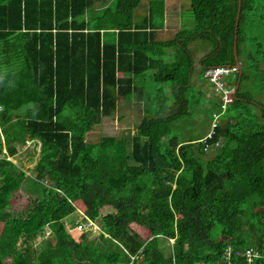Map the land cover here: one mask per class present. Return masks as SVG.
I'll return each instance as SVG.
<instances>
[{
    "label": "trees",
    "instance_id": "1",
    "mask_svg": "<svg viewBox=\"0 0 264 264\" xmlns=\"http://www.w3.org/2000/svg\"><path fill=\"white\" fill-rule=\"evenodd\" d=\"M97 1L0 0V264H225L226 246L234 264H264V0ZM182 3L192 25L165 37ZM217 66H236L219 77L225 103L208 91ZM128 96L134 129L88 141ZM191 103L210 129L180 140ZM28 140L33 174L11 158ZM19 189L30 204L11 215ZM108 201L106 244L87 228L76 240L65 219Z\"/></svg>",
    "mask_w": 264,
    "mask_h": 264
},
{
    "label": "rangeland",
    "instance_id": "2",
    "mask_svg": "<svg viewBox=\"0 0 264 264\" xmlns=\"http://www.w3.org/2000/svg\"><path fill=\"white\" fill-rule=\"evenodd\" d=\"M106 1H97L95 2V5H103L106 3ZM173 2L178 3L177 0H167V6L169 9H172L174 6ZM143 5H145V0L142 1V4L138 10L141 11ZM167 19L168 22L170 21V24L167 25V27L162 31V35L165 37L171 36L176 31V29L181 26L192 25V17L188 8V4L182 3V6L177 9L176 13L168 12ZM174 21L177 23H174ZM195 41L191 42L189 47L193 51L194 56L199 58L207 50V47ZM208 91L210 92L211 89L208 88ZM252 92L254 95L257 94V96L259 95L260 97H264V93L258 92L256 89H252ZM189 111L190 115L181 117L172 124V132L176 133L180 140L191 137H203L210 129V122L205 110H200L195 103H191L189 105ZM141 116L142 108L139 101L135 100L132 96L119 98L115 111L111 115L103 116L101 120L96 123L90 131H88L87 140L96 141L102 134L120 135L122 132L126 131L127 128L133 130ZM38 150V143L28 140V142H25V145H19L17 147V154L11 156V158L18 165H20L26 171V173L33 174L32 166L37 159ZM10 202L11 206L8 210L10 211L11 215H24L30 204V198L24 190L19 189L13 194ZM113 210L114 206L110 201L103 202L98 205L95 214L93 215H89L86 212L85 207L82 208L77 206L76 211L72 212L65 219L67 230L72 232L76 240L82 237L85 238V236H82L83 228L79 231H75L73 226L82 220L81 216H84L87 218V222H85V224L87 225L86 228L89 231L87 238L94 237L98 242L96 243L97 247H99L101 244H106L108 236L107 234L100 231L97 220L102 214ZM2 226L3 221L0 222V231ZM145 232V227H139V233L141 236ZM13 257L14 255L7 257L6 262L11 261Z\"/></svg>",
    "mask_w": 264,
    "mask_h": 264
},
{
    "label": "built area",
    "instance_id": "3",
    "mask_svg": "<svg viewBox=\"0 0 264 264\" xmlns=\"http://www.w3.org/2000/svg\"><path fill=\"white\" fill-rule=\"evenodd\" d=\"M236 68V66H217L214 68H210L205 71V75L208 76L209 80H211L214 83V86L211 87V91L218 94L221 93V97L223 98V102H227L231 99V92H233V87L228 88L223 86L221 80L219 79L221 73H227L229 71H232ZM217 115H215L214 120L216 121ZM85 226L83 222H78L75 227L76 230H80ZM231 249L229 246H226L224 250V258L226 259L225 264H234V262L231 260L230 253ZM246 256V260L250 261L255 257H263L262 254L257 249L253 248H247L244 253Z\"/></svg>",
    "mask_w": 264,
    "mask_h": 264
},
{
    "label": "clouds",
    "instance_id": "4",
    "mask_svg": "<svg viewBox=\"0 0 264 264\" xmlns=\"http://www.w3.org/2000/svg\"><path fill=\"white\" fill-rule=\"evenodd\" d=\"M210 89H211V87H210ZM211 90H212V89H211ZM210 92H211V91H210ZM79 222H83V221H79ZM77 223H78V222H77ZM77 223H76V224H77ZM76 224H75V225H76ZM84 224H85V222H84ZM75 225H74L75 231H79V230H76ZM86 227H87V225L85 224V226H84L83 228H86ZM196 264H203V263H196Z\"/></svg>",
    "mask_w": 264,
    "mask_h": 264
},
{
    "label": "water",
    "instance_id": "5",
    "mask_svg": "<svg viewBox=\"0 0 264 264\" xmlns=\"http://www.w3.org/2000/svg\"><path fill=\"white\" fill-rule=\"evenodd\" d=\"M235 39H236V37H235ZM237 65H238V66L240 65V61H239V60H237Z\"/></svg>",
    "mask_w": 264,
    "mask_h": 264
},
{
    "label": "crops",
    "instance_id": "6",
    "mask_svg": "<svg viewBox=\"0 0 264 264\" xmlns=\"http://www.w3.org/2000/svg\"><path fill=\"white\" fill-rule=\"evenodd\" d=\"M28 142V141H27Z\"/></svg>",
    "mask_w": 264,
    "mask_h": 264
}]
</instances>
